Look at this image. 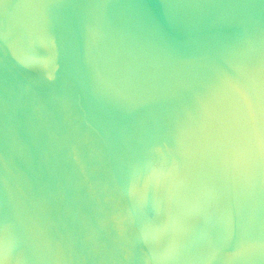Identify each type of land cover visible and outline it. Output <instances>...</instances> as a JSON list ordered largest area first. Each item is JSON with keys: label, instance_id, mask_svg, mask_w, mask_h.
<instances>
[{"label": "clouds", "instance_id": "obj_1", "mask_svg": "<svg viewBox=\"0 0 264 264\" xmlns=\"http://www.w3.org/2000/svg\"><path fill=\"white\" fill-rule=\"evenodd\" d=\"M0 264H264V0H0Z\"/></svg>", "mask_w": 264, "mask_h": 264}]
</instances>
